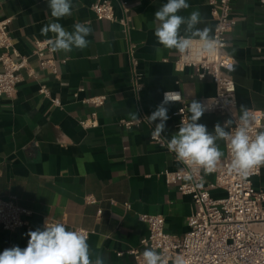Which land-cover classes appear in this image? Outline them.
Instances as JSON below:
<instances>
[{
	"label": "crops",
	"instance_id": "obj_1",
	"mask_svg": "<svg viewBox=\"0 0 264 264\" xmlns=\"http://www.w3.org/2000/svg\"><path fill=\"white\" fill-rule=\"evenodd\" d=\"M96 1L72 0V15L58 21L69 31L86 21L93 29L84 50L55 53L57 61L65 62L59 65V77L41 71L31 58L36 75L23 71L15 96L0 99V197H16L17 204L32 213L27 219L30 230L42 229L45 218L65 221L92 232L90 248L105 257V264H132L134 258L127 252L139 248L149 234L148 226L139 221L141 215L163 216L166 231L183 236L189 231L194 207L190 197L161 176L163 171H181L183 165L167 148L151 141L154 125L127 130L120 124L137 120L132 118L134 112L138 118L151 115L166 91L180 92L189 107L193 100L215 97L216 86L210 79H193L192 69L176 72L180 54L175 50L155 51L162 46L154 36V14L166 0H127V29L116 22L98 21L91 11ZM188 3L191 7L180 14L198 9L204 17L198 27H210L213 35L209 0ZM115 7L120 19L122 12L116 3ZM232 16L237 24L227 37V52L236 62L233 78L240 117L241 105L264 112V12L259 0H234ZM3 20H10V37L21 57H31L36 40L52 36L41 35V29L54 20L47 0H0ZM134 61L142 76L140 92L134 83ZM41 86L48 87L51 99L61 100L62 106L53 107L39 93ZM93 96H106L107 102L97 111L99 128L85 130L79 121L94 108L83 100ZM180 107V102L167 105L169 119L162 135L168 139L178 131L172 115ZM224 121L218 113H204L198 122L211 132ZM218 143L225 153L222 162L226 145ZM203 177L206 186L216 180L213 173ZM253 183L264 192V166ZM210 193L217 200L226 196L221 189ZM89 196L95 204L86 203ZM29 231L10 232L0 226V253L13 246L25 248Z\"/></svg>",
	"mask_w": 264,
	"mask_h": 264
},
{
	"label": "built area",
	"instance_id": "obj_2",
	"mask_svg": "<svg viewBox=\"0 0 264 264\" xmlns=\"http://www.w3.org/2000/svg\"><path fill=\"white\" fill-rule=\"evenodd\" d=\"M234 0H209L211 15L215 22L213 36L217 40L216 51L209 54H201L197 57L198 42H194L191 53L179 55L175 62V70L183 73L186 69H192V78L197 81L210 79L216 86V95L212 98L202 99L200 102L207 105L205 113H218L225 121L232 119L234 125L239 122L237 86L233 78L236 62L227 52L228 35L237 24L232 16V2ZM264 12V0H259ZM118 5L122 17H116ZM91 11L98 21L119 23L128 28L130 24V9L127 0H97L91 5ZM10 20L0 21V99H12L17 86L22 81V72L28 71L31 77L36 73L31 69V58L37 63L41 71L49 70L56 78L59 77V65L64 61H57L55 53L49 50L46 41L36 40L31 57H21L14 49L9 33ZM134 83L136 91L140 92L141 74L137 71L138 63L134 61ZM39 93L50 99L53 107H61L59 99H51L48 87L41 86ZM77 96V95H76ZM106 96H93L83 100V103L94 108L87 119L79 121V125L85 129L99 128L98 109L105 106ZM181 107L172 115L177 119L178 126L183 120L189 118L188 104L183 98ZM254 117L250 135L263 128L264 112L250 111ZM145 115L135 121H122L121 126L127 130L139 128L142 124H148ZM224 121V123H225ZM149 125V124H148ZM153 131V130H152ZM151 139V138H150ZM151 141L160 147L156 140ZM166 148V147H162ZM189 170L183 165V169L177 172L163 171L169 185L176 186L180 193L192 200L194 210L188 219L189 231L183 235H172L165 229V218L160 215H141L139 221L148 226V236L140 241V247L131 249L127 253L134 258L132 264H144L142 252L145 247L155 248L164 253L168 264H173L177 255L183 256L187 264H264V192L254 187V179L261 174V167L253 169L245 179L239 177L230 169V155L226 147V157L212 172L216 176L215 182L206 186L203 182L204 172L201 170L194 174L193 180L185 179ZM221 189L226 196L222 199H214L210 191ZM88 205H93L96 200L93 196L86 198ZM114 204V203H112ZM130 210V205H125ZM31 212L17 204V198L4 199L0 197V226L5 231L14 232L20 229H29L28 217ZM101 214V211L99 212ZM49 223H62L66 230H83L88 235L92 232L70 227L65 221L50 218L43 219ZM146 241L147 244L142 243ZM120 253L119 256H122Z\"/></svg>",
	"mask_w": 264,
	"mask_h": 264
},
{
	"label": "clouds",
	"instance_id": "obj_3",
	"mask_svg": "<svg viewBox=\"0 0 264 264\" xmlns=\"http://www.w3.org/2000/svg\"><path fill=\"white\" fill-rule=\"evenodd\" d=\"M50 15L54 18L41 29V35L51 38L46 40L52 53H70L73 49L84 50L92 34L90 22L76 23L69 31L58 21L72 15V0H47ZM191 7L188 0H166L155 12L154 36L158 45L157 54L162 50H175L180 55L191 53L194 42L199 43L197 57L201 54H213L217 49V40L211 35L212 29L198 25L204 23V17L198 9L187 16L180 13ZM181 93L166 91L163 100L151 115L145 117L146 122L154 129L151 139L174 154L178 163L187 170L185 179L193 180L194 174L203 171L205 174L215 172L221 164L225 153L219 141H223L230 155V169L241 178H247L253 169L264 166V130L250 135L254 117L249 109L241 105L239 122L229 119L223 125L216 123L213 131L205 124L199 123L207 110V105L193 100L188 108L190 117L180 122L178 131L171 138L163 136L166 122L169 119L167 105L181 100ZM132 118L139 119L136 112ZM159 121V122H157ZM29 239L25 248L13 246L0 253V264H105V257L99 252L93 253L88 243V235L83 230L70 231L62 223H49L45 220L43 228L30 230L26 234ZM142 243L147 244L146 241ZM144 264H168V259L155 248L145 247L141 254ZM173 264H187L183 256L177 255Z\"/></svg>",
	"mask_w": 264,
	"mask_h": 264
}]
</instances>
